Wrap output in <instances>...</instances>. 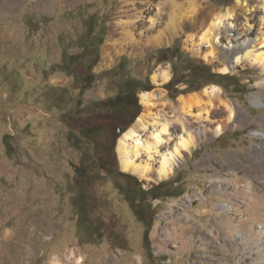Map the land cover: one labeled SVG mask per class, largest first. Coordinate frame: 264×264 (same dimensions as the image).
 I'll return each instance as SVG.
<instances>
[{
  "label": "rangeland",
  "instance_id": "rangeland-1",
  "mask_svg": "<svg viewBox=\"0 0 264 264\" xmlns=\"http://www.w3.org/2000/svg\"><path fill=\"white\" fill-rule=\"evenodd\" d=\"M62 1L63 7L51 8L53 0H0V264H77V260L79 264H252L243 251H233L234 243L214 240L209 233L226 235L228 215L217 211L221 205L264 199V136L253 135H264V87L259 85L264 71L233 63L242 46L254 45L264 34L262 3L199 0L206 9L204 27L191 29L185 22L181 27L185 33L172 37L169 45L148 47L141 55L123 52L103 64L105 46L121 35L114 24L119 0ZM228 10L231 16L215 28L216 40L200 45L197 36ZM26 21L27 28L22 24ZM211 49L214 59L208 62L204 55L209 56ZM70 55L77 56L67 65ZM189 62L235 77L237 92L210 84L187 93ZM166 68L170 78L158 88L165 95L163 101L177 108L180 97L216 87L219 98L237 107L233 124L220 135L208 133L197 139L186 161L166 180L153 177L146 182L125 173L144 190L163 183L161 196L150 204L155 217L147 245L142 244L143 227L125 202L126 195L119 194L114 180L103 172L102 179L96 173L91 176L93 182L83 193L92 228L90 235H84L71 203L78 192L74 168L82 164L86 171L97 170V159L106 156L124 173L116 147L142 113L143 91L135 95L139 107L135 121L121 132L105 129L86 140L80 131L111 125L112 120L93 114L95 104L123 92L128 80L150 91L157 89L151 77ZM255 95L260 106L252 102ZM222 111L219 107L216 113ZM158 114L169 122L176 140L181 132L178 115L172 110ZM225 119L226 114L215 120ZM141 135L145 139L149 133ZM165 188L168 192L163 195ZM249 214L253 216L249 222L264 218V207L250 209ZM233 218V226L242 229L238 217ZM212 219L220 225L212 228ZM179 220L190 227H185V237L190 230L198 232L190 249L178 255L181 243L165 231L178 228Z\"/></svg>",
  "mask_w": 264,
  "mask_h": 264
},
{
  "label": "bare ground",
  "instance_id": "bare-ground-1",
  "mask_svg": "<svg viewBox=\"0 0 264 264\" xmlns=\"http://www.w3.org/2000/svg\"><path fill=\"white\" fill-rule=\"evenodd\" d=\"M259 1L262 3L261 7L264 8V0ZM62 2V0H53L50 7H60ZM202 4L199 0H119L114 14L116 19L114 24L120 29L121 35L117 41L107 43L101 62L103 64L112 62L115 56L123 52H128L129 55H141L148 47L169 45L172 37L184 32L181 27L185 22L191 29L204 27L206 17L203 16V11L206 9ZM228 16H231L230 10L218 15L209 24L207 30L197 36L200 37V45L202 42L212 44L216 40L215 28L221 25L224 18ZM242 47V52L235 54L233 58L234 65L247 63L264 71V53L261 51L264 49V34L256 38L254 45ZM125 48L128 51H125ZM213 57L212 49L209 56L204 55L208 62L213 61ZM169 78L167 68L158 70L152 75V83L157 86V89L140 94L139 103L143 108L142 113L136 123L121 135L116 147L120 170L146 182H151L153 177L157 180L170 178L174 170L186 161L185 155H190L197 139H204L208 133L214 136L223 133L229 124H233L234 110L237 109L236 106L219 98L216 87L204 89L198 94L180 97L176 108L171 103L163 101L165 95L161 89H158ZM259 85L264 87V79L260 80ZM252 99L255 106H260L261 101L258 96L255 95ZM237 106L240 112H243L240 105L237 104ZM219 107H222L224 112L216 113ZM165 110H172L178 115L176 123L181 132L176 136V140L170 133L169 122L164 118L161 119L158 114ZM225 114L224 122L215 120ZM204 122H212V124L207 125ZM211 125H214V128H211ZM147 132L149 135L142 139L141 134ZM253 135L264 136L262 133ZM172 141L175 142L170 145ZM186 198V201H189V197ZM253 201L244 199L241 202L221 205L217 211L228 215L225 220V224L228 225L226 235H223L221 231L209 234L214 240L234 243L236 249L234 248L233 251L235 253L243 251L245 258L252 260V264H264V218L259 217L260 219L249 222V217L252 216L249 214L250 209L264 207V199L258 198V201ZM231 213L238 217V224L242 226V229L238 230L236 225L233 226ZM214 225L217 227L220 221L210 220V226L214 228ZM186 226L189 227L186 222L182 224L179 220L178 228H173L172 232L165 231L166 235L181 243L176 252L178 255L190 249L194 235L198 232L195 229L190 230L189 236L185 237V230L188 229H185ZM76 262L80 263L79 260Z\"/></svg>",
  "mask_w": 264,
  "mask_h": 264
},
{
  "label": "trees",
  "instance_id": "trees-1",
  "mask_svg": "<svg viewBox=\"0 0 264 264\" xmlns=\"http://www.w3.org/2000/svg\"><path fill=\"white\" fill-rule=\"evenodd\" d=\"M75 56L70 55L66 57L67 61L65 63L69 65L70 62L75 60ZM71 64V63H70ZM96 63H94L95 65ZM72 66V65H71ZM66 68V67H65ZM188 74L185 75L187 85L189 89L187 93L196 92L200 87L206 85H216L221 88H231L237 92L238 81L235 77L229 75H220L213 73L210 68L202 63H192L187 64ZM170 83L167 84V86ZM198 86L192 89V86ZM149 92L150 87L142 88L141 84L135 80H128L124 85V91L118 92L113 98H109L105 101L96 103V110L94 115L104 116L112 122L122 123L123 127H127L132 124L137 115L139 107L137 105V100L135 98L137 91ZM180 94H183L182 92ZM105 129L111 130V132L117 133L116 127L106 124H98L92 128H86L80 131L82 138L86 140H92L96 137L97 133L104 131ZM73 143V141H72ZM6 144V141H5ZM73 145H76L74 142ZM7 148V144H6ZM108 157L101 156L97 159L98 169L88 168L86 171L83 169L82 164L76 166L75 169V179L74 185L76 186L78 192L75 197H73L71 203L72 206L77 210V222L79 224V229L84 235H90L92 233V228L88 220V208L83 197V193L91 180V176L96 173L99 174V179H102L100 172L104 173L105 177L114 180L115 190L124 197L125 202L130 207L131 212L134 214L135 219L143 227L142 232V244L147 245L149 242V232L152 227V222L154 220L155 214L153 213L154 208L151 207V201L159 199V195L155 194V190H160V186L163 183H159L149 190H144L141 183L132 176L125 173H121L116 167V161L111 164L107 161ZM85 166L87 163L85 162ZM167 189V188H165Z\"/></svg>",
  "mask_w": 264,
  "mask_h": 264
},
{
  "label": "crops",
  "instance_id": "crops-1",
  "mask_svg": "<svg viewBox=\"0 0 264 264\" xmlns=\"http://www.w3.org/2000/svg\"><path fill=\"white\" fill-rule=\"evenodd\" d=\"M42 2H43V0H42ZM26 6L28 7V3L26 4ZM28 8H29V7H28ZM23 11H25V10H22L21 13H22ZM27 12H28V10H27ZM21 13H20L19 15H21ZM8 17H9V16H8ZM29 19H30V18H29ZM27 23H28V22L26 21V22H24V23H22V24H25V25H26V28H27V26H28ZM30 23H32V22H30ZM20 24H21V23H20ZM15 25H17V24H15ZM27 31H28V30H27ZM166 192H168V190H167V189H164L163 192H162V194H163V195H166V194H165ZM154 193L157 194V195H159V196H161V194L159 193V190H155Z\"/></svg>",
  "mask_w": 264,
  "mask_h": 264
},
{
  "label": "flooded vegetation",
  "instance_id": "flooded-vegetation-1",
  "mask_svg": "<svg viewBox=\"0 0 264 264\" xmlns=\"http://www.w3.org/2000/svg\"><path fill=\"white\" fill-rule=\"evenodd\" d=\"M111 124L113 127H116L117 133L121 132V130L124 128L122 123L112 122Z\"/></svg>",
  "mask_w": 264,
  "mask_h": 264
}]
</instances>
